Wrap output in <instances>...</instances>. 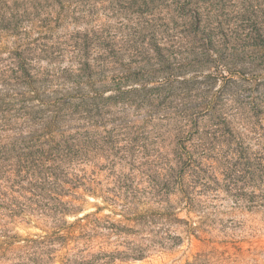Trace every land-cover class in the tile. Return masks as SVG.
Wrapping results in <instances>:
<instances>
[{"label": "clouds", "instance_id": "9594fccd", "mask_svg": "<svg viewBox=\"0 0 264 264\" xmlns=\"http://www.w3.org/2000/svg\"><path fill=\"white\" fill-rule=\"evenodd\" d=\"M0 264H264V0H0Z\"/></svg>", "mask_w": 264, "mask_h": 264}]
</instances>
